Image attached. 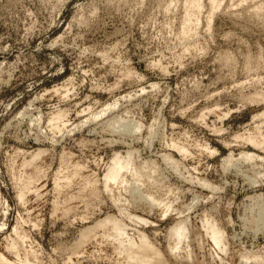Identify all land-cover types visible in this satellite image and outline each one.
Returning a JSON list of instances; mask_svg holds the SVG:
<instances>
[{"label": "rangeland", "instance_id": "1", "mask_svg": "<svg viewBox=\"0 0 264 264\" xmlns=\"http://www.w3.org/2000/svg\"><path fill=\"white\" fill-rule=\"evenodd\" d=\"M197 1L0 0V264H125L111 227L79 238L106 217L168 264H264V0ZM115 154L140 174L109 190Z\"/></svg>", "mask_w": 264, "mask_h": 264}, {"label": "bare ground", "instance_id": "2", "mask_svg": "<svg viewBox=\"0 0 264 264\" xmlns=\"http://www.w3.org/2000/svg\"><path fill=\"white\" fill-rule=\"evenodd\" d=\"M191 1H193V0H191ZM195 1V0H194ZM199 1V0H198ZM197 1V2H198ZM202 1V0H201ZM200 1V2H201ZM213 1V0H212ZM218 1V0H217ZM187 2H188V0H187ZM187 2H186V4H187ZM213 3H214V1H213ZM210 4H211V2H210ZM216 1H215V3L214 4H212L211 6L213 7V6H215L216 7ZM198 5H199V8H200V3L198 2ZM191 6V5H190ZM188 7V6H187ZM193 7H195V4L193 5ZM198 7V6H197ZM214 7V8H215ZM199 8H197V10L199 9ZM213 8V9H214ZM195 9H196V7H195ZM212 9V8H211ZM212 9V10H213ZM256 11H257V9H256ZM261 16V15H260ZM209 20H210V18H209ZM210 22V21H209ZM57 117V116H56ZM59 117V116H58ZM61 118V117H60ZM255 118V117H254ZM52 120H54V118L53 119H51V120H49V121H51V122H49V124H51L52 123ZM120 120V119H119ZM38 121V120H37ZM56 121H58V120H56ZM56 121H54V122H56ZM122 121V120H121ZM53 122V123H54ZM53 123H52V125H53ZM57 123V122H56ZM63 123V122H62ZM118 123V122H117ZM124 124V123H123ZM139 124V123H138ZM52 125L50 126V127H52ZM60 125H62V124H60ZM120 125V124H119ZM122 125V124H121ZM128 125V124H127ZM127 125L125 124L124 126H126L125 128H127V130H128V128H130L129 127V125H128V127H127ZM134 125V124H133ZM141 125V124H140ZM56 128H57V126H55ZM63 127L65 128V126H64V123H63ZM62 127V128H63ZM120 127V126H119ZM133 127V126H132ZM55 128V129H56ZM134 128L136 129V130H140L141 129V126H139V125H135L134 126ZM52 130H53V128H52ZM59 130H60V128H59ZM58 130V131H59ZM122 130V129H121ZM125 130V129H124ZM130 130V129H129ZM250 137V136H249ZM252 138V137H251ZM260 138H263V137H261L260 136ZM244 139V138H243ZM242 139V140H243ZM249 140V139H248ZM251 141V140H250ZM250 141H248L249 143H250ZM245 142V141H244ZM247 142V143H248ZM253 142V143H252ZM254 142L255 141H251V143L250 144H254ZM257 143H255V145H256ZM172 145V144H171ZM255 145H253V146H255ZM258 145H259V143H258ZM261 145H262V143H261ZM261 145H259V147L261 146ZM264 145V144H263ZM174 148H175V145H172ZM257 146V145H256ZM255 146V147H256ZM177 147V149H178V147L179 146H176ZM258 147V146H257ZM256 147V148H257ZM181 149H179V151L178 152H180V153H182V154H186L185 153V150L182 148V147H180ZM176 149V148H175ZM176 149V150H177ZM206 149V148H205ZM187 151V150H186ZM39 153V152H38ZM41 154V153H40ZM130 154V153H129ZM116 156H114V159L110 162V165H108V167H107V170H106V173L104 174V178H103V180H104V184H103V187L105 186V189H111V186L112 185H118V184H120L121 185V183H125V177L124 178H121V173H122V171L124 172H129L130 174H131V176H138V174H140V170H138L139 171V173L138 174H136V172H137V170L135 169L134 170V168L132 169L131 168V162H132V160H131V157H130V155L128 156L127 154V157L125 156V157H122L120 154L119 155H117V154H115ZM36 158H34V157H32V159L34 160V159H37V156H35ZM133 158V157H132ZM166 158V157H165ZM240 158H242L243 159V161H247V163L251 160V158L253 159L254 158V156L252 155V157L251 156H249V155H246V154H241L240 155ZM167 159L170 161L169 163L171 164V165H173V166H176L177 164H176V162L174 161V160H172L171 158H169L168 156H167ZM229 160H230V158H229ZM229 160H227V162L229 161ZM231 160H232V158H231ZM232 162V161H231ZM29 163V162H28ZM230 163V162H229ZM146 164V163H145ZM228 164V163H227ZM133 165V164H132ZM172 166V167H173ZM143 167V166H142ZM177 167V166H176ZM80 168V167H79ZM136 168V167H135ZM174 169V168H173ZM136 171V172H135ZM144 171V170H143ZM177 172V171H176ZM130 176V177H131ZM144 177V176H143ZM134 178V177H133ZM140 178H142V177H140ZM132 179V178H131ZM127 180V179H126ZM139 180V179H138ZM138 180H136V181H138ZM128 181V180H127ZM144 181V180H143ZM130 182V181H129ZM140 182V181H139ZM138 183V182H137ZM127 184V183H126ZM119 186V185H118ZM207 186V185H206ZM136 188V187H135ZM92 189V188H91ZM109 189V190H110ZM120 189V188H119ZM122 189H124V188H122ZM140 189V188H139ZM125 190V189H124ZM137 190H138V187H137ZM105 191V190H104ZM108 192V191H107ZM112 193V192H111ZM127 193V192H126ZM119 194V193H118ZM149 196V195H148ZM148 196H146V197H148ZM113 198V197H112ZM144 198H145V195H144ZM148 200H149V202L153 205L154 204V206L155 205H157V206H163V217L164 216H166V215H168V214H170V213H177L178 215H180L181 213H178L177 212V210H176V208H175V210L173 209V206L171 205V204H167V203H165V204H161V202H157L156 203V201H159V200H154L153 198H152V196L151 197H148L147 198ZM146 199V200H147ZM20 201V200H19ZM146 202V201H145ZM116 204V203H115ZM114 204V205H115ZM154 206H152V207H154ZM159 209V208H158ZM118 210H120V211H118L122 216L123 215H126V217H124V218H126V219H128L129 220V222H131V223H134V224H142V225H147V226H149V225H151V224H149V222L147 221V220H144L143 218H141V217H137V216H132L131 214H129L126 210H121V209H118ZM162 210V209H161ZM261 211V210H260ZM258 212V211H257ZM259 214H261V215H263V213H259ZM261 215H259L260 217H262ZM264 217V216H263ZM205 218V217H204ZM207 219V218H206ZM204 220V219H202V220H204V222H203V224L201 223V225L203 226V228L205 229V232H206V234L208 235V237H210L211 238V240L213 241V245L214 246H217V247H220L221 246V244H222V242H223V235H222V233H221V230L219 231V229H218V227L216 226V224H214V223H212L211 221H208V220ZM264 219V218H263ZM260 220V219H259ZM262 220V219H261ZM188 222V221H187ZM149 224V225H148ZM153 226V225H152ZM108 227H111L110 229H112V232H114L113 233V236H110L111 237V240H112V242H113V244H115L116 246H117V248H116V250H117V253L119 254V255H122L123 257H124V260H125V264H168L167 263V261H166V259H165V257L163 256V254L161 253V251L158 249V248H156L155 246H154V244L153 243H151V241L149 240V238H148V236L144 233V232H139V231H135L136 233H137V236H136V238L135 237H133V235H129L128 233H127V229H129V227H127L126 226V224H124V223H122V222H120L119 220H117V219H115V217L114 218H112V217H106L104 220H100V221H98L96 224H95V226L94 227H89L88 229H86V230H84V232H82V235L79 237V238H88V236L89 235H91L92 233H93V231H95V229H100V228H102L103 230L104 229H106V228H108ZM131 230V229H130ZM133 230V229H132ZM186 224H185V222H183V221H178L176 224H174L173 225V227L172 228H170V231H169V238L168 239H170L171 241H172V243H169V253L170 254H172V255H174V256H179V254H180V251L181 250H185L186 251V253H188V256H187V258L190 260V259H192L191 258V255L193 254H190V252H189V250H188V244H187V240H188V238H187V233H186ZM18 232V231H17ZM109 232V231H108ZM188 232V231H187ZM93 235V234H92ZM102 235V234H101ZM106 235H107V233H106ZM112 235V234H111ZM104 236V235H103ZM206 236V235H205ZM22 238H23V236H21ZM94 237V236H93ZM92 237V238H93ZM106 238V237H105ZM26 239V238H25ZM82 239H80V242H82ZM110 239V238H109ZM24 240V239H23ZM17 242H15L16 244H18V241L19 240H16ZM21 241V240H20ZM21 242H23V241H21ZM168 242V241H167ZM11 243H12V241H11ZM79 243V242H78ZM78 243H76V245L78 246ZM83 244H86V243H83ZM190 244V243H189ZM19 245V244H18ZM168 245V244H167ZM182 245L184 246V248H182ZM77 246L76 247H74L75 249L77 248ZM10 247H11V245H10ZM73 249V248H72ZM78 249V248H77ZM226 248L224 247V248H222V252L223 253H225L226 252V250H225ZM10 250V249H9ZM13 251V250H12ZM221 251V250H220ZM34 252V251H33ZM71 253H73V251L71 252ZM185 253V252H184ZM28 255V254H27ZM121 256V257H122ZM19 257V256H18ZM122 257V258H123ZM174 258V257H173ZM0 259L1 260H3V261H6V259L2 256V255H0ZM179 259V258H178ZM186 259V258H185ZM17 260H19V258H17ZM19 261H21V260H19ZM28 260H26V261H22V262H20V263H15V264H29L28 262H27ZM191 261V260H190ZM7 262V261H6ZM180 262H181V260H180ZM2 263V262H1ZM66 263V262H65ZM9 264V263H8ZM12 264V263H11ZM31 264V263H30Z\"/></svg>", "mask_w": 264, "mask_h": 264}]
</instances>
